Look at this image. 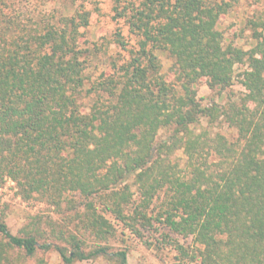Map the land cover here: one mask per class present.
I'll use <instances>...</instances> for the list:
<instances>
[{
	"label": "trees",
	"instance_id": "1",
	"mask_svg": "<svg viewBox=\"0 0 264 264\" xmlns=\"http://www.w3.org/2000/svg\"><path fill=\"white\" fill-rule=\"evenodd\" d=\"M43 2L0 0V187L12 181L60 221L14 234L0 197V264H46L52 249L63 264H127L111 245L126 230L178 264H264V19L246 50L218 28L225 0H115L136 43L115 33L128 57L98 72L84 47L92 12ZM203 79L220 97L235 82L244 92L204 105Z\"/></svg>",
	"mask_w": 264,
	"mask_h": 264
},
{
	"label": "rangeland",
	"instance_id": "2",
	"mask_svg": "<svg viewBox=\"0 0 264 264\" xmlns=\"http://www.w3.org/2000/svg\"><path fill=\"white\" fill-rule=\"evenodd\" d=\"M7 1V0H5ZM33 3L35 0H31ZM40 1V0H37ZM83 3L86 10L92 12L91 25L85 31L88 41L84 47L91 49L94 52L92 66L97 67L100 71L107 70L112 72V64L115 62L118 65L123 63V59H127V52L121 50L114 43V35L118 31H122L126 39L131 45H135L136 41L129 33V27L123 18L116 17L115 0H79ZM129 1V0H127ZM230 4L229 12L222 16L218 28L223 33L226 42H232L234 45L243 47L248 50L254 43L253 33L257 27L254 23H259L264 19V0H225ZM46 2V3H45ZM41 3V9L45 12H50L53 9H66L72 13L73 0H45ZM39 4V3H38ZM40 5V4H39ZM42 11V10H40ZM164 60L163 72L168 80L173 79L170 71L172 61L170 58L162 55ZM238 72L245 69L244 66L237 67ZM198 95L204 105H207L212 100L220 103L226 101L225 97L230 94L240 95L244 92L243 87L238 83L230 88L221 97L211 91L206 83V80H201L198 84ZM207 123H204V127ZM213 132H221L230 139L236 136V131L227 127L224 123H216L209 127ZM181 155V153H179ZM0 197L2 199L6 214L7 224L14 234H22L28 225L36 217L53 216L57 221H60V216L51 207L44 203L24 201L18 194L16 184L12 181H7L0 187ZM112 220L111 217H109ZM113 221V220H112ZM114 222V221H113ZM120 228V226H117ZM176 237L175 235H173ZM158 237V236H155ZM153 240V239H152ZM51 241V240H50ZM54 243L59 244L60 241L52 239ZM181 244L189 247L193 253L196 248L192 238L182 239ZM88 244H92L91 239L87 240ZM112 249L127 251V264H178V253L170 246H165L161 242L153 246H147L143 241L136 238L133 234L126 230V235L121 236L119 240L111 243ZM39 258L44 259L46 264H63L59 253L52 249L48 252H39ZM35 264V261L29 262ZM76 264H118L111 262L103 257L93 261L77 262ZM186 264H200L199 260L189 261Z\"/></svg>",
	"mask_w": 264,
	"mask_h": 264
}]
</instances>
